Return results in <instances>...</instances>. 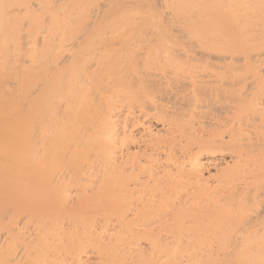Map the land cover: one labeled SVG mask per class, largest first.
<instances>
[{
  "label": "bare ground",
  "instance_id": "bare-ground-1",
  "mask_svg": "<svg viewBox=\"0 0 264 264\" xmlns=\"http://www.w3.org/2000/svg\"><path fill=\"white\" fill-rule=\"evenodd\" d=\"M0 264H264V0H0Z\"/></svg>",
  "mask_w": 264,
  "mask_h": 264
}]
</instances>
